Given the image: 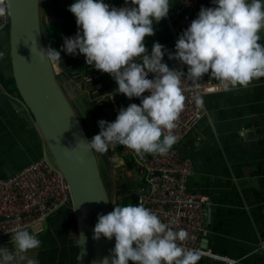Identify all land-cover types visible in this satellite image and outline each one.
I'll use <instances>...</instances> for the list:
<instances>
[{"label":"clouds","instance_id":"obj_1","mask_svg":"<svg viewBox=\"0 0 264 264\" xmlns=\"http://www.w3.org/2000/svg\"><path fill=\"white\" fill-rule=\"evenodd\" d=\"M125 3L131 6L75 0L67 9L76 18L78 31L74 37L63 38L61 50L83 55L87 65L115 80L116 93L141 101L120 109L114 122L98 121L99 133L77 145L81 149L104 154L123 146L141 157L166 155L178 139L174 129L186 99L182 79L198 88L207 75L229 91L264 77V45L259 43L264 0H212L213 7H201L177 39L175 54H169V59L187 66L186 74L162 63L163 45L154 43L150 53L145 45L146 37L155 35L154 25L169 16V0ZM10 14V0H0V16ZM41 50L50 65L61 62L59 51ZM149 74L154 78L149 79ZM145 92L150 95L144 96ZM195 104L203 106L200 95L195 96ZM93 232L95 241L115 239L110 258L102 264L109 260L110 264H198L201 258L199 252L178 243L188 238L185 230L174 231L143 205H115L112 212L98 215ZM10 245L0 247V264H37L28 255L41 245L35 234L14 229Z\"/></svg>","mask_w":264,"mask_h":264},{"label":"crops","instance_id":"obj_2","mask_svg":"<svg viewBox=\"0 0 264 264\" xmlns=\"http://www.w3.org/2000/svg\"><path fill=\"white\" fill-rule=\"evenodd\" d=\"M105 1L116 8L131 6L126 5L125 0ZM182 1L169 0V16L158 24L154 22L155 35L145 39L149 53L156 42L165 47L162 63L170 69L175 68L169 54L175 51L180 34L196 19L183 9ZM74 2H42L45 41L48 47L60 52L61 62L54 64L58 75L82 93L94 96L87 102L89 111L91 107H99L107 119L114 122L119 110L126 109L133 101L116 93L115 80L87 65L83 55H69L61 50L63 38L74 37L78 31L76 18L67 10ZM45 16L56 18L57 33L44 23ZM1 34L3 48L5 38ZM259 35V43L264 45V30ZM10 60L9 57V63L4 65L0 61V180L43 158L47 149L30 111L13 85ZM183 72L187 73L186 65ZM208 79L206 75L200 81ZM204 103L207 115L182 145L195 169L188 181V190L205 195L213 202L208 216V234L202 243L213 254L234 260L236 264H264V248L260 246L264 236V77L253 79L246 87L208 94ZM92 121L97 123L94 118ZM125 176L127 178V172ZM122 188L124 193L134 191L132 185L124 187L122 184ZM71 209L69 206L50 219L46 230L37 234L41 236L38 238L41 245L28 253L37 264L78 262V233L76 230V237L72 233ZM10 241L11 237L0 240L11 248ZM198 264L226 263L201 257Z\"/></svg>","mask_w":264,"mask_h":264},{"label":"built area","instance_id":"obj_3","mask_svg":"<svg viewBox=\"0 0 264 264\" xmlns=\"http://www.w3.org/2000/svg\"><path fill=\"white\" fill-rule=\"evenodd\" d=\"M7 3V0H5ZM106 3V1L104 0ZM183 9L197 18L201 7H213L212 0H183ZM10 27V15L0 16V34ZM176 70L183 71L185 65L173 61ZM149 79L154 77L149 74ZM199 81V87H193L190 81L182 79L181 86L186 97L184 109L176 121L174 135L178 137L166 155L153 154L142 157L123 148L136 165L135 172L142 181L138 188L135 205H143L155 213L162 222L174 231L181 229L188 233V238L180 242L185 249H192L213 260L236 264L207 250L202 240L208 234V216L213 202L205 195L188 190V181L195 173L191 157L183 151L182 145L207 115L204 97L223 91L213 79ZM144 96L150 95L145 92ZM203 98V106L197 107L195 96ZM137 105L139 98L131 99ZM123 168V167H122ZM72 205L69 184L62 171L52 164L46 156L31 162L16 174L0 180V240L11 237L14 229L38 230L50 219ZM264 248V236L261 245Z\"/></svg>","mask_w":264,"mask_h":264},{"label":"water","instance_id":"obj_4","mask_svg":"<svg viewBox=\"0 0 264 264\" xmlns=\"http://www.w3.org/2000/svg\"><path fill=\"white\" fill-rule=\"evenodd\" d=\"M10 5L9 46L15 86L52 160L69 184L78 233V264H102L106 257L110 258L115 239L109 241L101 237L95 241L93 230L98 215H106L115 205L119 206L116 176L126 162L115 148H110L114 166L112 187L109 188L96 153L77 146L91 140L87 126L73 104V95L82 93L58 75L41 50L48 47L42 24V0H10ZM171 52L175 54V51ZM135 193L138 195V189ZM5 245L0 242V247Z\"/></svg>","mask_w":264,"mask_h":264},{"label":"rangeland","instance_id":"obj_5","mask_svg":"<svg viewBox=\"0 0 264 264\" xmlns=\"http://www.w3.org/2000/svg\"><path fill=\"white\" fill-rule=\"evenodd\" d=\"M44 0H42L43 2ZM55 17H46L44 18V23L47 22L48 27L50 28V30H52V32H58L59 30V26L55 23ZM46 20V21H45ZM58 21H60V19H58ZM43 24V23H42ZM46 27V26H45ZM1 35H3V37L5 38V45L6 47H3L2 49H0V53H2V55H0V61L1 64L4 65L5 63H9V57H10V50H9V37H8V32H3ZM11 61V60H10ZM82 93V92H81ZM91 94V93H90ZM87 95L85 93L82 94H77V95H73V104L77 109V112L79 113V115L82 117V119L84 120L88 132H89V136L90 139H92L95 135H97L100 131L99 125H98V121L100 120H104L107 122H113V120L111 119H107V117L104 115V113L102 112L101 108L97 109L98 112H96V114H99V119L98 117L96 118L90 111H89V107H87V102L91 101L92 99H94V96L92 95ZM72 95V93H71ZM91 99V100H90ZM94 102V101H92ZM94 119H96L97 123H95L94 121H92ZM100 166H101V170L103 172L104 178L105 180L112 185L111 182V178H112V169H113V163H112V158H113V152L110 149L108 152L104 153V154H100V153H96ZM45 156L48 158V160L54 164L56 166V164L54 163V161L52 160L50 153L48 152V149H46V154ZM122 168V167H121ZM121 168L118 169V173H117V181L120 184H123L124 187H127L128 185H132L134 187V191H137L138 187L142 186V182H141V178L139 177V175L137 174V172L135 171H128L127 173V178L126 176L123 177L124 171L121 170ZM120 173V174H119ZM110 186V185H109ZM111 188V186H110ZM72 223H71V227H72V233L73 235L76 237V233L75 231L77 230L76 224L74 223V219H72ZM43 227H46V224H43ZM50 227L52 228V226L50 225ZM38 230H33L30 231L31 233L35 234L37 236V238L41 237L37 235ZM46 237V236H45ZM73 255H76L75 252V248L73 249ZM71 252V253H72ZM72 264V260L71 262H68V264ZM78 264V262L76 263Z\"/></svg>","mask_w":264,"mask_h":264},{"label":"trees","instance_id":"obj_6","mask_svg":"<svg viewBox=\"0 0 264 264\" xmlns=\"http://www.w3.org/2000/svg\"><path fill=\"white\" fill-rule=\"evenodd\" d=\"M9 28L10 27H8V30L6 31V32H8V37H9ZM0 49H2V42H1V40H0ZM9 50H10V46H9ZM0 69H1V66H0ZM11 70H12V65H11ZM0 76H1V71H0ZM13 81H14V78H13ZM13 85H15V81H14V84ZM15 89H17L16 86H15ZM135 104H137V103H135ZM90 112L94 116L96 115L95 117L96 118L98 117V119H99V114L98 115L96 114V112H98V111H97V109L95 107H91L90 108ZM115 152H117L125 160V162H126V165L123 168H121V170L124 171V173H126V172L128 173V171H135V167H136L135 163L128 156L125 155L122 146H116L115 147ZM118 192H119V196L121 195V198H122L121 199L122 200V206H126L128 204L135 205L136 200H137L136 194H133V200L131 202V199H129V197H127V195H126L127 193H124L123 188L119 189ZM118 205H119V201H118ZM70 207L72 208V205ZM71 215L73 217V211H72V209H71Z\"/></svg>","mask_w":264,"mask_h":264},{"label":"flooded vegetation","instance_id":"obj_7","mask_svg":"<svg viewBox=\"0 0 264 264\" xmlns=\"http://www.w3.org/2000/svg\"><path fill=\"white\" fill-rule=\"evenodd\" d=\"M114 166V165H113ZM108 183V182H107ZM111 186V184H109L108 183V186ZM110 186H109V188H110ZM112 187V186H111ZM122 188V184H120L119 182H118V190L119 189H121ZM118 190H117V199H118V201H119V206H122V198H121V195L119 196V192H118ZM136 191H133V190H131V191H129L126 195H127V197H129V199H131V202H132V200H133V194H136L135 193ZM137 196V195H136ZM120 199V200H119Z\"/></svg>","mask_w":264,"mask_h":264},{"label":"bare ground","instance_id":"obj_8","mask_svg":"<svg viewBox=\"0 0 264 264\" xmlns=\"http://www.w3.org/2000/svg\"><path fill=\"white\" fill-rule=\"evenodd\" d=\"M54 65V64H53ZM54 67H55V65H54Z\"/></svg>","mask_w":264,"mask_h":264}]
</instances>
